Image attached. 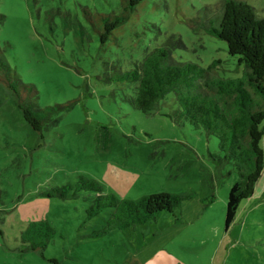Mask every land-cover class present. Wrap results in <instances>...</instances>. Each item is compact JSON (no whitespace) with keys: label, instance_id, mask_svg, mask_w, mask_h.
Returning a JSON list of instances; mask_svg holds the SVG:
<instances>
[{"label":"rangeland","instance_id":"1","mask_svg":"<svg viewBox=\"0 0 264 264\" xmlns=\"http://www.w3.org/2000/svg\"><path fill=\"white\" fill-rule=\"evenodd\" d=\"M223 1L144 0L103 42L102 17L122 14V0H0L4 61L38 89L41 108L64 107L58 126L35 132L0 79V264H264V172L227 229L239 178L232 165L212 160L218 140L166 116L178 108L173 94L147 115L123 101L132 85L102 80L106 64L129 71L170 37L185 44L172 52L177 62L218 61V76L243 77L245 65L227 43L192 26L205 8L220 15ZM244 1L264 18V0ZM81 176L119 200H184L157 221L96 236L113 210L88 219L94 193L61 199L54 192ZM41 221L55 234L33 250L27 229Z\"/></svg>","mask_w":264,"mask_h":264},{"label":"trees","instance_id":"2","mask_svg":"<svg viewBox=\"0 0 264 264\" xmlns=\"http://www.w3.org/2000/svg\"><path fill=\"white\" fill-rule=\"evenodd\" d=\"M144 0H122L124 12L102 17L105 42L114 35ZM205 8V18L193 21L195 31L203 30L212 37L227 43L228 52L239 57L245 65L243 77L228 79L214 70L218 61L205 68L195 62H177L172 52L185 46L182 40L170 37L166 43L146 54L142 62H135L129 71L119 65L106 64L103 82L132 85V94L123 101L149 115L160 110L169 95H174L178 108L166 114L179 126L191 125L218 140L219 154H211L221 167L232 165L239 180L231 187L226 211V228L236 220L242 201L253 196L264 172V18L244 0H224L220 15H211ZM5 16L0 14V23ZM0 79L11 90L24 121L38 133L59 125L60 105L41 108L39 91L25 84L4 61L0 44ZM231 175L230 172L227 173ZM55 195L61 199L79 197L81 192L94 193L89 198L87 218L92 219L106 209H112L102 230L105 235L112 230H127L157 221L162 213H174L184 197L170 194H153L139 200H119L114 194H104L99 182L81 176L75 186L57 187ZM1 195V192H0ZM51 196V195H49ZM33 250L45 249L55 234L45 221L34 222L27 229ZM54 264H59L53 260Z\"/></svg>","mask_w":264,"mask_h":264}]
</instances>
